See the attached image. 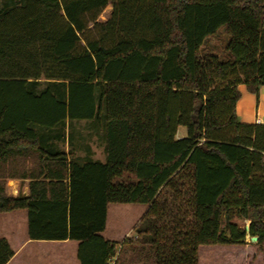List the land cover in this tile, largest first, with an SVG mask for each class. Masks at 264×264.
<instances>
[{"label":"trees","instance_id":"16d2710c","mask_svg":"<svg viewBox=\"0 0 264 264\" xmlns=\"http://www.w3.org/2000/svg\"><path fill=\"white\" fill-rule=\"evenodd\" d=\"M242 84L264 86V0H0V214L78 243L79 264H202L205 246L264 264V125L239 120ZM82 123L104 162L77 154ZM110 204L147 207L134 237L103 236Z\"/></svg>","mask_w":264,"mask_h":264},{"label":"crops","instance_id":"0c3cea01","mask_svg":"<svg viewBox=\"0 0 264 264\" xmlns=\"http://www.w3.org/2000/svg\"><path fill=\"white\" fill-rule=\"evenodd\" d=\"M239 91L241 98L236 107L239 120L242 123L264 125V86L260 89L258 97L250 93L243 84L239 86ZM99 149H101L100 157H97L95 150L92 149L93 158L104 162L103 145H99ZM7 193L14 197L28 196L29 180H9ZM9 214L12 215L8 217L9 223L5 229V235L0 236V238H6L15 251V255L8 264H79L76 259L78 243L68 240H29L26 211H15Z\"/></svg>","mask_w":264,"mask_h":264},{"label":"rangeland","instance_id":"374dc122","mask_svg":"<svg viewBox=\"0 0 264 264\" xmlns=\"http://www.w3.org/2000/svg\"><path fill=\"white\" fill-rule=\"evenodd\" d=\"M112 12V5H109L102 13L100 20L105 21L107 20ZM221 40H212L210 42L211 46H217L219 48L222 47L223 42H225V37L223 35L220 36ZM87 122V121H84ZM88 125L82 123L81 125H78L76 128V132L74 133V141L76 142L77 147V154L80 156H84V146L86 143L91 146V149L95 150V154L97 157H100L101 155V149H99V144L97 142V138L95 137L93 140L90 139V134H88ZM88 134V136H86ZM187 136V128L186 127H180L178 130V137L179 138H185ZM65 149L68 150V145L65 146ZM147 210V207L142 204H110L108 208V221H107V230L103 233V236L106 239H111L117 242H122L126 238H131L136 235L135 228L139 225L141 219L143 218L145 212ZM13 214V213H12ZM12 214H0V236L5 235V229L9 223V216ZM235 223H237L240 227H247L249 225L248 221H243L239 219L234 220ZM248 242V245L250 246V249L258 252V249L255 245V242L251 241V237L246 239ZM46 248V247H44ZM207 249H210V251H207ZM246 248L243 247L242 249H237L232 255V257H226L225 258L228 261H234L235 264H245L243 261V258L245 257L244 251ZM206 250V251H204ZM204 251V252H203ZM215 251V252H214ZM222 253H219V252ZM233 251H235V248L232 247H202L201 248V258H202V264H219L220 259H217V257L222 256L223 254H230ZM218 252V253H216ZM243 257V258H242ZM253 255L250 254V258L248 259V263L246 264H262L261 258H258L255 256V258H252ZM224 258V259H225ZM233 258V259H232ZM120 259L124 260L123 264H137L134 259V256L129 255H121ZM225 259V260H226ZM114 264V263H113Z\"/></svg>","mask_w":264,"mask_h":264},{"label":"water","instance_id":"95a60500","mask_svg":"<svg viewBox=\"0 0 264 264\" xmlns=\"http://www.w3.org/2000/svg\"><path fill=\"white\" fill-rule=\"evenodd\" d=\"M246 231L249 233V225L246 227ZM250 236H247V238H249ZM258 238L257 237H252L251 241L252 242H257Z\"/></svg>","mask_w":264,"mask_h":264}]
</instances>
